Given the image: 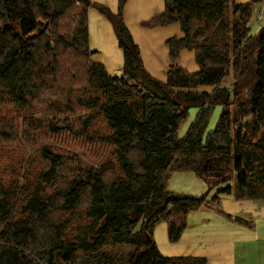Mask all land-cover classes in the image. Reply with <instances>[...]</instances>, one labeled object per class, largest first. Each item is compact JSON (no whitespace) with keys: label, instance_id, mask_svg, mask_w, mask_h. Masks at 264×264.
I'll list each match as a JSON object with an SVG mask.
<instances>
[{"label":"trees","instance_id":"1","mask_svg":"<svg viewBox=\"0 0 264 264\" xmlns=\"http://www.w3.org/2000/svg\"><path fill=\"white\" fill-rule=\"evenodd\" d=\"M262 1L165 0L149 25L179 22L183 36L166 41L162 80L127 0H0V264H205L165 256L153 233L167 222L179 241L191 211L224 213L221 194L264 201V23L250 24ZM91 8L115 28L120 76L93 59ZM183 49L197 70L178 62ZM183 170L208 190L170 191Z\"/></svg>","mask_w":264,"mask_h":264},{"label":"crops","instance_id":"2","mask_svg":"<svg viewBox=\"0 0 264 264\" xmlns=\"http://www.w3.org/2000/svg\"><path fill=\"white\" fill-rule=\"evenodd\" d=\"M92 1L107 5L114 11L118 8V0ZM248 1L237 0L239 3ZM165 9V0H127L124 21L140 48H143V42L146 48H165L161 60L166 79L171 64L166 41L170 37L183 36V31L179 22L149 25ZM259 29L257 23L252 26L251 33L256 34ZM89 33L90 48L95 51L93 59L102 63L109 72L120 76L124 52L119 46L113 24L96 8L89 10ZM178 62L189 71L198 68L194 50L183 49ZM198 89L211 91L213 86L202 85ZM167 186L172 192L190 195H201L208 190L207 183L191 170L173 173ZM222 187L212 189L209 198ZM220 198L224 213L211 208L191 211L188 227L177 242L170 241L167 222L158 223L153 234L161 253L165 256L204 258L205 264H264V201L237 198L233 194H221Z\"/></svg>","mask_w":264,"mask_h":264},{"label":"rangeland","instance_id":"3","mask_svg":"<svg viewBox=\"0 0 264 264\" xmlns=\"http://www.w3.org/2000/svg\"><path fill=\"white\" fill-rule=\"evenodd\" d=\"M146 47H147L146 43L144 44L143 42V48H141L142 57L144 61L146 62V64L148 65L151 73L159 79H162V80L165 79L166 72L163 70V63L161 60V56H162L161 53L162 51L164 52L165 48H146ZM230 81L231 79H228V82ZM219 113H220V107H217L215 113L213 114V117H212V120L209 126L210 130L214 129ZM194 115H196V110L192 109L191 118L185 121V123L183 124L181 128L182 134L186 132V129L188 125L191 123L192 117H194Z\"/></svg>","mask_w":264,"mask_h":264},{"label":"built area","instance_id":"4","mask_svg":"<svg viewBox=\"0 0 264 264\" xmlns=\"http://www.w3.org/2000/svg\"><path fill=\"white\" fill-rule=\"evenodd\" d=\"M257 23L259 24L260 28L264 23V0L254 8V14L250 24L253 26Z\"/></svg>","mask_w":264,"mask_h":264},{"label":"water","instance_id":"5","mask_svg":"<svg viewBox=\"0 0 264 264\" xmlns=\"http://www.w3.org/2000/svg\"><path fill=\"white\" fill-rule=\"evenodd\" d=\"M122 75V74H121Z\"/></svg>","mask_w":264,"mask_h":264}]
</instances>
